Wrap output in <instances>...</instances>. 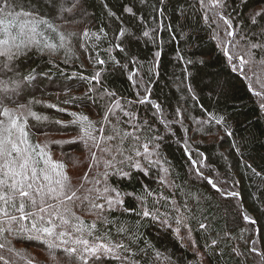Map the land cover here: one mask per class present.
Listing matches in <instances>:
<instances>
[{
	"label": "snow or ice",
	"instance_id": "obj_1",
	"mask_svg": "<svg viewBox=\"0 0 264 264\" xmlns=\"http://www.w3.org/2000/svg\"><path fill=\"white\" fill-rule=\"evenodd\" d=\"M85 2L0 0V264H36L25 250L15 247L13 241L21 240L36 242L47 250L52 259H55L53 254L57 250L61 251L64 264H154L151 256L156 260L163 258L171 264V257L150 244L143 233L145 218H150L147 223L158 222L161 229L171 230L180 241L187 240L194 254L202 261L203 256L195 248L192 238L190 218L181 211L188 209V204L177 205L173 199L169 211L168 198L161 195L153 200L150 207L148 201L154 191L138 175L134 176V172H138L146 177L152 169H156L158 182L173 186L167 179L170 166H165L168 162L160 154L163 137L146 135L142 139V125L137 123V116L132 111L133 102H122L115 91L104 86L102 71H95L90 76L73 72V77L79 76L89 87L82 97L68 96L65 92L66 99L62 101L63 104L87 101L102 107L104 115L99 121L75 111L69 112L72 117L69 121L50 120L49 116L33 110L36 105H46L61 113L68 111L35 96V91L45 81L55 84L51 68L48 71L29 68L27 73H23L20 71L23 64L18 67L17 62L30 60L36 55L42 58L47 56V63L51 64L52 58L62 53L63 62L68 64L77 57L74 40H80L79 47L82 49L89 47L93 37L100 42L101 37L90 29L86 28L80 33L68 30V26L76 23V18L84 14ZM163 2L160 0L161 5ZM233 4L235 0H232V4H229V0H199V10L203 11L204 21L211 28L212 38H219L218 47L231 70L249 81L246 87L253 95L264 97V79L253 71L255 67L264 68V10L252 16L247 30L238 31L229 12ZM122 11L135 15L132 7H123ZM154 11L163 15V8ZM107 15L110 20L119 19L115 12L109 11ZM235 19L238 21V17ZM117 29L115 39L120 40L125 36V30L120 25H117ZM99 31L107 37L108 33L103 28ZM143 36L149 37V31H144ZM122 43H116L115 47L125 52ZM91 46L95 50L98 44ZM155 55L159 57L160 52ZM258 55L260 60L256 59ZM99 56L97 52L95 64H106L107 61ZM88 58L93 59L91 56ZM109 59L120 65L121 69L128 68L127 63L120 64L110 53ZM130 62L136 63L135 58ZM196 62L187 60V64L194 65ZM199 63L203 64L204 61L199 60ZM138 71L133 68L128 78L138 89L136 103L145 104L149 102L151 89L145 87L142 78L133 79ZM248 72H252V76ZM254 84H258L261 91H253ZM140 88L144 89L145 95L141 96ZM188 91H192L190 87ZM152 107L159 111L161 106L153 104ZM260 108L264 109V102L260 103ZM176 115H181L180 108L176 109ZM30 119L37 125L47 122L64 129L76 127L78 134L68 140L38 141L33 138ZM213 120L216 124L224 123L223 117L217 119L210 114L208 122ZM147 123L144 121L145 125ZM44 135L47 137L49 134ZM227 135L231 136V131ZM77 143L88 150L91 162L87 165V171L74 179L63 160L53 159L51 146ZM183 151L197 177L205 180L211 189L225 197L235 198L239 195L234 190L224 191L197 167L201 161L193 157L207 159L203 153L198 150L194 153L187 141L184 142ZM253 173L259 175L254 169ZM133 179L142 185L139 193L120 187L122 181ZM128 197L135 201V206L132 203L126 206ZM194 198L199 200L202 197L197 195ZM161 199L165 201L163 205ZM161 207L165 209L163 212ZM125 214H133L136 219L129 224L123 219ZM86 216L92 219L86 220ZM243 219L255 223L246 214ZM206 227L204 223H199L200 229ZM181 228L186 230L185 236H180ZM212 244H217V241L212 240ZM252 244L251 251L256 253L255 241Z\"/></svg>",
	"mask_w": 264,
	"mask_h": 264
},
{
	"label": "trees",
	"instance_id": "obj_2",
	"mask_svg": "<svg viewBox=\"0 0 264 264\" xmlns=\"http://www.w3.org/2000/svg\"><path fill=\"white\" fill-rule=\"evenodd\" d=\"M83 7L84 14L78 16L68 30L80 33L90 29L101 37L100 42L93 37L89 47L82 49L79 47L80 40H74L78 58L74 57L68 64L63 62L62 53L53 57L51 64L47 63V56L36 55L30 60L17 62L18 67L23 64L20 67L23 73H27L29 68L44 71L51 68L55 84L45 81L39 85L35 96L68 111L61 113L46 105H36L33 110L49 116L50 120L69 121L72 119L69 112L75 111L99 121L104 115L102 107L87 101L71 104H63L62 101L66 99L65 92L68 96L82 97L89 87L79 76L73 77V72L90 76L95 71H102L103 85L115 91L122 102H133L132 111L137 116V123L142 125V139L146 135L163 137L160 154L168 162L165 166H170L167 179L173 186L159 183L156 169H152L146 177L138 172H134V176L138 175L154 191L148 201L150 207L153 200L161 195L168 198L169 211L173 199L177 205L188 204V209L181 211L190 218L195 248L203 260L194 254L187 240L180 241L171 230L161 229L158 222L147 223L150 218H145L146 226L142 231L149 243L171 257V264H264V109L260 108L264 97L253 95L246 87L249 81L231 70L218 47L219 38H212L211 28L204 21L199 0H164L162 5L160 0H86ZM123 7H132L135 15L123 12ZM157 8H163V15L154 11ZM261 10H264V0H235L229 12L234 18V27L243 31L251 24L252 16ZM109 11L115 12L119 19L110 20ZM117 25L125 30V36L120 40L115 39ZM101 28L108 33L107 37L99 31ZM144 31H149L150 36L144 37ZM220 35L223 36V33ZM173 36L175 39H172ZM236 39L239 40V36ZM121 41L125 52L115 47ZM93 44H98L95 50L91 46ZM97 52L100 53L99 58L107 61L106 64H95ZM157 52H160L159 57L155 55ZM109 53L120 64L127 63L128 68L121 69L120 65L114 64L109 59ZM89 56L93 59L90 60ZM132 58L136 63L130 62ZM260 58L259 55L256 57L257 60ZM189 59L197 62L187 64ZM199 60L204 63H199ZM133 68L139 69L133 79L142 78L145 87L151 89L148 103H136L138 89L128 78ZM245 71H248L247 67ZM253 71L264 79V68L255 67ZM248 74L252 76V72ZM139 91L141 96L145 95L143 88ZM253 91H261L260 86L254 84ZM153 104H159L160 110L153 108ZM177 108L181 109L180 116L176 115ZM210 114L217 119L223 117L224 123L208 122ZM176 120L180 122L176 123ZM144 121L148 122L147 125ZM169 121L172 123L169 124ZM29 123L33 138L38 141L68 140L78 134L76 127L64 129L47 122L37 125L31 119ZM228 131H231V136L227 135ZM44 133L49 135L46 137ZM185 141L194 153L198 150L207 158L193 157L201 161L197 167L204 175L210 176L224 191H237V197H225L197 177L183 151ZM51 152L53 159L65 162L74 179L82 176L91 162L83 144L52 145ZM253 169L259 175H255ZM120 187L139 193L142 185L133 179L122 181ZM197 195L202 198L195 199ZM129 203L135 206L131 197L126 198V206ZM164 203L161 199V205ZM164 210L161 207V211ZM245 214L255 223L245 221ZM85 219L91 220L92 217L86 216ZM123 219L130 224L136 217L125 214ZM199 223L207 227L200 229ZM212 240H216L217 244L213 245ZM252 241H255L256 253L251 251ZM13 243L17 249L25 250L32 256L36 264H64L63 253L59 250L52 259L47 250L34 241ZM150 260L154 264H169L168 260H156L154 256Z\"/></svg>",
	"mask_w": 264,
	"mask_h": 264
},
{
	"label": "rangeland",
	"instance_id": "obj_3",
	"mask_svg": "<svg viewBox=\"0 0 264 264\" xmlns=\"http://www.w3.org/2000/svg\"><path fill=\"white\" fill-rule=\"evenodd\" d=\"M185 232H186V230L183 229V228H181V233H180V235H181V236L185 235Z\"/></svg>",
	"mask_w": 264,
	"mask_h": 264
}]
</instances>
